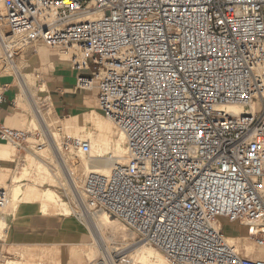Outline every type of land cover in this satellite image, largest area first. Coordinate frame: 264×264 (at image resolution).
Segmentation results:
<instances>
[{
    "label": "built area",
    "instance_id": "1",
    "mask_svg": "<svg viewBox=\"0 0 264 264\" xmlns=\"http://www.w3.org/2000/svg\"><path fill=\"white\" fill-rule=\"evenodd\" d=\"M40 44L75 54L76 89L124 137L123 162L85 176L79 208L108 212L167 264H264L221 229L264 247V0H0V62ZM30 138L0 124L18 151Z\"/></svg>",
    "mask_w": 264,
    "mask_h": 264
},
{
    "label": "bare ground",
    "instance_id": "2",
    "mask_svg": "<svg viewBox=\"0 0 264 264\" xmlns=\"http://www.w3.org/2000/svg\"><path fill=\"white\" fill-rule=\"evenodd\" d=\"M2 34L4 37L7 36L4 30ZM4 54V49L0 46V57H3ZM38 54L41 58V62L44 63L46 60L45 52H38ZM2 63L11 70V73H14L18 77L17 81L24 90V94H27L31 99L35 112V116L33 115L34 118L31 122L35 127L40 128L41 136L46 141L45 150L51 151L54 159H56V169L60 173L65 172L67 174L70 181V185H67L70 187L69 189H71L73 195L77 192L82 196L83 181L89 172H98L103 175H108L115 164L123 162L125 147L123 146L124 137L122 133L116 129L111 121L103 118L94 110H91L87 117L83 115L84 119L91 122L93 126V129L86 131L83 137L75 130L77 115L68 117V120L63 123V127L66 131H73L75 136H77L75 140L86 141L90 147L88 154L84 155L80 151H72L71 153H75V157L72 159L66 157L61 152L60 144L58 143L59 133L57 129L60 128L59 125L61 121L54 109L51 105L42 109L39 103L34 101L35 92L32 90L34 83L30 76L21 72L20 64L14 55L11 57L6 55V61ZM20 98H24L23 94ZM232 111L236 114L242 112L239 108H232ZM113 127L116 129L117 134H114ZM114 135L117 137L115 138ZM10 147L12 148V152L16 153V147L12 145H10ZM40 151L42 152L43 148ZM34 161H32L30 165H39L37 169H40V167H42L41 165H43L42 161L37 162V164H35ZM44 167H46V165ZM28 178L30 177L27 169L22 168L20 171L16 170L13 172L12 181L15 185H13L7 193V205L4 209L0 210V232L4 231L6 226L9 212L8 210L5 212V209H7L8 205H10L8 209L11 208L15 210L19 204L24 206L26 202L32 203L34 201H39V207L37 209L42 214L54 215L60 213L69 215L75 212L82 215L92 235V242L87 243L86 248L87 253L90 251V255L95 259L94 264H118L115 260V254L127 249V251H124L126 254L123 255L129 260L128 264H167L164 257L156 249L148 245L145 241L140 242L137 240L135 234L127 232V230L108 212L104 210L93 211L89 206L80 207L79 211L76 212V210L70 209L53 190L46 189L44 191H38L34 186L21 184L24 179ZM0 189L5 190L2 188ZM108 230H112L116 234L119 233V238L123 241V245H117L111 234L110 237L107 236ZM239 233V238H227L228 244L236 249L240 245L239 241H242V251L245 256L250 257V254H253V258L264 259V247L256 248L246 241V228L241 227ZM97 255H99L100 258Z\"/></svg>",
    "mask_w": 264,
    "mask_h": 264
},
{
    "label": "crops",
    "instance_id": "3",
    "mask_svg": "<svg viewBox=\"0 0 264 264\" xmlns=\"http://www.w3.org/2000/svg\"><path fill=\"white\" fill-rule=\"evenodd\" d=\"M38 52H45V62L52 59L51 70L53 71L50 75L55 76L59 81L58 86L64 85L60 96L53 100L51 107L59 118L65 115L66 117L76 116L73 112L81 106L85 92L78 91L75 87L77 73L63 65L64 61L68 62L75 57V54L69 51L65 53V59L62 57L61 60L48 56L46 49L40 47L35 53L39 62L41 58ZM3 74L6 76L3 77ZM10 77L15 79L17 85L13 83L2 85L4 79ZM17 78L7 66L0 62V124L21 128L31 123V104L27 100L31 101V99L24 94ZM31 80L33 81L32 78ZM41 88L45 89V86ZM22 94L23 99L20 98ZM15 154L10 144H0V188L4 186L10 189L15 185L12 181V174L16 171L12 170L14 162L12 158ZM34 205L36 207H33ZM38 207L39 201H34L26 202L24 206L19 204L15 210L7 209L9 216L6 220V229L0 232V264H87L86 244L92 241V238L77 216L42 214ZM237 236L238 234L228 238Z\"/></svg>",
    "mask_w": 264,
    "mask_h": 264
},
{
    "label": "rangeland",
    "instance_id": "4",
    "mask_svg": "<svg viewBox=\"0 0 264 264\" xmlns=\"http://www.w3.org/2000/svg\"><path fill=\"white\" fill-rule=\"evenodd\" d=\"M40 47L45 48L48 56L51 55L52 58L56 57L58 59H61L63 57L65 59V56H64L65 52L63 50H61V49H50L47 46L42 45V44L37 45L33 48L25 49V50L19 52L18 54L14 55V57L17 59L18 63L20 64L21 72L23 74L29 75L34 81V85L32 88V90L35 92L34 101H36V103H39V106L42 109H45L50 105L53 106V100H56L58 98L57 96H60V91L64 88V85L61 87L58 86L57 83L59 81L56 79L55 76L50 75L51 72L53 71V70H51L53 67V65L51 64L52 59H50V61H47L45 63L37 61V57L35 56V53H36L37 49ZM56 58H55V62L57 60ZM63 65L68 67L71 70L70 64L68 62L64 61ZM54 74L55 73L53 72V75ZM5 76H6V74H3V77H5ZM70 82H73V80H70ZM11 83L17 85L15 82V79L13 77L5 78L4 81L2 82V85H9ZM42 86H45V89L41 88ZM39 89H40V91H39ZM41 91H43V92H41ZM83 95H84V98H83V102H82L81 106L76 108V110L73 112L74 114L77 115V120H76L77 122L75 121V130L82 137L85 135L86 131L93 129L91 122H89L87 119H86L87 120V122H86V120L84 119V116L87 117V115H89L91 110L96 111L100 116L105 118L97 110L96 99H95L94 94L93 93H89V94L83 93ZM27 100L31 104V107H32V112H31L32 117L31 118L33 119L34 118L33 115L35 116V112L33 110V104H32V101H30L29 99H27ZM65 114L66 113H64V115ZM67 118L68 117H66V115L63 118H60V121H61V123L59 125L60 128L57 129L58 133H59L58 143L60 144L61 152L66 157H68L69 159H72L73 157H75V153H73V154L68 153L62 149L63 143L65 141L74 140L77 137V136H75L73 131L72 132H70L68 130L66 131V129L63 127V123L66 120H68ZM81 126H82V128H81ZM83 126H84V128H83ZM8 127L13 128V129L23 130V131H29L31 134V138L28 141L29 144L26 147H24V149L21 151L16 150V154L12 158L14 161L12 170L20 171L22 168H24V169H27L29 172L30 178L24 179V181L21 184L35 186L36 188H38L41 191L46 190V189L53 190L59 196V198L70 209H73L74 211L76 210V212H78L79 206L77 204V200L75 199V197H74L75 195L72 194L71 189H69L70 187L68 186V185H70L69 178L65 172L62 171L63 173H60L56 169L57 168V167H55L57 165L56 159H54L51 151L45 150L44 147L46 145V141L41 136L40 128L35 127L32 122L30 123V125L27 124V125L23 126L22 128H14L11 126H8ZM115 133L117 134V131L114 128V134ZM114 137L116 138L117 136L114 135ZM0 144H6V143L0 142ZM39 145H43L44 153H43V151L42 152L37 151L36 148ZM123 146H124V144H123ZM32 161H34L35 164H37V162L42 161L43 165H41L42 167H40V169H37V166H39V165H37V166L36 165H30ZM45 165H46V167H44ZM32 167H33V169H32ZM45 168H48V169H45ZM2 189H5V191L7 193L9 192V189L7 187L3 186ZM35 205L33 207H36ZM8 207H10V205L7 206V209H8ZM7 209H5V212ZM57 215H62V214L59 213ZM8 216H9V213H8ZM67 216H69V217L77 216V218L81 221V223L86 228L87 232H89L90 236H92L90 229L86 225L81 214L74 212V213L69 214ZM5 229H6V226H5ZM237 232H238L237 227L232 226V225H227V224L223 225L222 235L224 237L228 238V237L236 236L238 234ZM110 234H111V236H113L112 238L116 241L117 245H119V246L123 245V241H121V239L119 238L120 237L119 233L116 234L114 231L108 230L107 236L110 237ZM238 236H239V234H238ZM136 239L140 241V239H138L137 236H136ZM90 242H92V241H90ZM140 242H144V241H140ZM239 243H240V245L236 249L240 253H242L241 252L243 249L242 248V241H239ZM127 250H124V251H127ZM124 251L117 253V254L120 256H124L126 254V253H124ZM104 252H105V250H104ZM90 254L91 253L89 251L87 253V264H94L95 259ZM117 254H115V255H117ZM250 255H251L250 257H254L253 254H250ZM97 256L99 257V255H97ZM99 258H97V259H99Z\"/></svg>",
    "mask_w": 264,
    "mask_h": 264
}]
</instances>
